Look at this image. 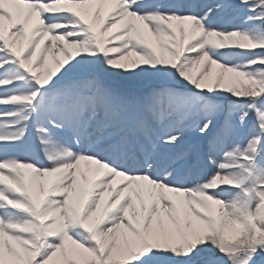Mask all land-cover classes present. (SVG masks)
Returning <instances> with one entry per match:
<instances>
[{"label": "snow or ice", "instance_id": "snow-or-ice-1", "mask_svg": "<svg viewBox=\"0 0 264 264\" xmlns=\"http://www.w3.org/2000/svg\"><path fill=\"white\" fill-rule=\"evenodd\" d=\"M0 264H264V0H0Z\"/></svg>", "mask_w": 264, "mask_h": 264}, {"label": "rangeland", "instance_id": "rangeland-1", "mask_svg": "<svg viewBox=\"0 0 264 264\" xmlns=\"http://www.w3.org/2000/svg\"><path fill=\"white\" fill-rule=\"evenodd\" d=\"M203 2H205V3H207V4H210V3H212V0H203ZM201 5H202V3H201ZM204 5V4H203Z\"/></svg>", "mask_w": 264, "mask_h": 264}]
</instances>
